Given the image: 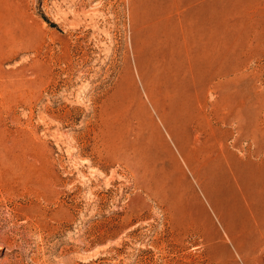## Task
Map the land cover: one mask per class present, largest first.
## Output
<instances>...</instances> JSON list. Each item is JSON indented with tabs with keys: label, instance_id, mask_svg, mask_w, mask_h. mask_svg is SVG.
I'll return each instance as SVG.
<instances>
[{
	"label": "rangeland",
	"instance_id": "374dc122",
	"mask_svg": "<svg viewBox=\"0 0 264 264\" xmlns=\"http://www.w3.org/2000/svg\"><path fill=\"white\" fill-rule=\"evenodd\" d=\"M155 1L148 10L170 2ZM138 2L0 0V264H264V195L243 202L188 161L139 63ZM226 2L205 35L239 68L236 85L215 88L236 116L226 148L261 159L264 0ZM120 133L130 148L112 153ZM144 143L163 154V183Z\"/></svg>",
	"mask_w": 264,
	"mask_h": 264
},
{
	"label": "bare ground",
	"instance_id": "6f19581e",
	"mask_svg": "<svg viewBox=\"0 0 264 264\" xmlns=\"http://www.w3.org/2000/svg\"><path fill=\"white\" fill-rule=\"evenodd\" d=\"M136 1L139 4V0ZM226 1L170 0L169 4L165 5L162 2L167 1L162 0L160 1L162 3L161 6L156 9L152 7L155 10H148L150 4L152 6L156 1L143 0L142 14L139 15L143 17V19L140 17L142 20L145 19L146 25L142 28L139 27L141 31L138 30V25L136 26L138 28L136 30L141 32H138L139 36L142 34L141 37L143 38L140 37V40H138V42L142 41V46L140 45L142 49L139 47L141 51L138 50L141 52L142 59L138 62L144 63L143 66L148 77L153 74L158 89L161 91V97H163L165 102L167 101L169 112L166 119L169 118L172 122L173 130L171 131L176 132L181 130L185 133L184 139L176 137L177 133L175 137L183 144V148L181 149L186 153L188 161L203 170L206 169L211 175L217 173L218 180L216 182L229 186L231 190L233 187L237 189L244 202L250 189L256 188L259 193L264 195V157L258 159L257 155L253 153L247 157L240 158L226 148V140L231 135L230 128L234 129L236 127L233 123L236 116L234 112L230 111L223 113V105L220 100H217L216 94L218 95L220 92L218 89L222 88L223 84H225L223 80H228L231 86L236 85L237 78L231 77L236 75V71L238 70L235 69L239 68H234L235 66L225 63V54L222 48L219 52V50L217 51L210 46L209 49L205 43L208 17L213 14L215 8L219 7V3L220 7L218 11L223 8L225 3L226 6H229ZM232 1L229 0V2ZM236 3L238 2L236 1ZM230 7H234V5ZM229 10L228 14L231 11ZM142 20L141 22L138 20L137 23H142ZM213 28L210 30L212 31ZM214 32L212 31V33ZM219 33L216 35L222 36L224 32ZM230 34L232 35L231 32ZM227 36L226 39L230 38ZM215 37L214 35V39L217 40V37ZM218 38L220 40L221 37L219 36ZM226 41L227 44L233 46L231 43L233 40L228 39ZM234 45L236 46L235 43ZM225 50L228 49L226 48ZM212 51L217 52L212 54ZM157 73L160 74L159 79L156 78ZM151 83L153 84L154 81L152 80ZM215 83L218 85L216 84L214 87ZM218 86L219 88L216 90L215 88ZM210 97H213L215 103L214 111L216 115L212 114L215 116L212 117L215 121H212V118L210 120L207 112V107L212 102V99L209 100ZM162 111H164L163 108ZM192 126H194L196 133H193ZM226 127L230 128L225 129ZM108 143L112 153H118L126 148H130L128 142L123 140L121 133L120 135L110 134ZM142 149L143 155L141 159L145 163L147 161L146 165L159 175L158 179L163 183V180L169 176V170L166 169L167 165V167L164 165L160 166L161 164L159 165L155 161L161 153L157 152L158 150H156L155 145L148 146L144 143L142 144ZM141 159L134 157L135 162L139 164H142Z\"/></svg>",
	"mask_w": 264,
	"mask_h": 264
}]
</instances>
